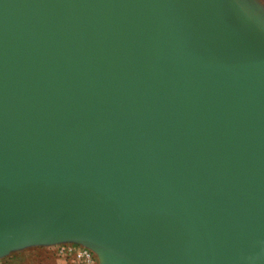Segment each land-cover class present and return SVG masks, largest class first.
<instances>
[{
    "label": "water",
    "instance_id": "obj_1",
    "mask_svg": "<svg viewBox=\"0 0 264 264\" xmlns=\"http://www.w3.org/2000/svg\"><path fill=\"white\" fill-rule=\"evenodd\" d=\"M60 243L264 264L257 0H0V250Z\"/></svg>",
    "mask_w": 264,
    "mask_h": 264
},
{
    "label": "built area",
    "instance_id": "obj_2",
    "mask_svg": "<svg viewBox=\"0 0 264 264\" xmlns=\"http://www.w3.org/2000/svg\"><path fill=\"white\" fill-rule=\"evenodd\" d=\"M57 257L68 264H98L96 255L89 249L76 243H60L53 246Z\"/></svg>",
    "mask_w": 264,
    "mask_h": 264
},
{
    "label": "rangeland",
    "instance_id": "obj_3",
    "mask_svg": "<svg viewBox=\"0 0 264 264\" xmlns=\"http://www.w3.org/2000/svg\"><path fill=\"white\" fill-rule=\"evenodd\" d=\"M264 9V0H257ZM53 246H31L24 248L22 258L24 260H31L37 264H68L63 262L61 258L57 257ZM21 258V253L11 252L6 259Z\"/></svg>",
    "mask_w": 264,
    "mask_h": 264
},
{
    "label": "snow or ice",
    "instance_id": "obj_4",
    "mask_svg": "<svg viewBox=\"0 0 264 264\" xmlns=\"http://www.w3.org/2000/svg\"><path fill=\"white\" fill-rule=\"evenodd\" d=\"M24 245H18L12 249H2L0 250V264H37V262L31 261V260H24L22 258ZM9 252H17L21 253V258H12V259H6L9 255Z\"/></svg>",
    "mask_w": 264,
    "mask_h": 264
}]
</instances>
